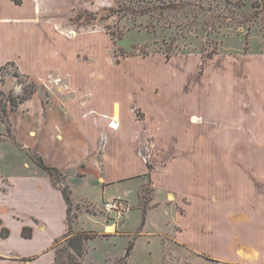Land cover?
<instances>
[{
    "label": "rangeland",
    "instance_id": "obj_1",
    "mask_svg": "<svg viewBox=\"0 0 264 264\" xmlns=\"http://www.w3.org/2000/svg\"><path fill=\"white\" fill-rule=\"evenodd\" d=\"M10 1L17 8L0 0V17L40 13L9 22L22 28L0 25V202L11 199L6 175L49 178L38 156L68 176L56 187L72 189V218L51 246L53 264H253L244 258V181L258 183L264 169V0ZM115 104L113 149L132 143L138 156L124 158L136 175L108 190L98 176L113 174L78 121L95 131ZM128 184L127 218L113 234L102 202ZM3 211L0 237L9 238ZM75 235L86 238L82 256L67 244Z\"/></svg>",
    "mask_w": 264,
    "mask_h": 264
},
{
    "label": "crops",
    "instance_id": "obj_2",
    "mask_svg": "<svg viewBox=\"0 0 264 264\" xmlns=\"http://www.w3.org/2000/svg\"><path fill=\"white\" fill-rule=\"evenodd\" d=\"M9 4L10 6L17 8L16 5L12 4L10 0ZM24 10L28 11V14H26L25 17H0V25H13V27L17 26V28H22L23 26L20 24H10L9 22L12 18H17L14 21L22 23V18H29L34 16L35 14L39 15L40 13V11L34 9V6L33 10ZM118 107L119 105L117 104L113 106V119L108 116L102 115L106 119L109 118L110 121H108L107 123L97 121L95 131H89L86 129V127L88 126L86 122L88 121L84 120L82 115H80L81 120L79 119L78 121L82 125V132L84 133V136L89 137L86 138V140H88L92 148L94 159L98 160L101 166L105 168L108 175L113 174L112 180H106L105 176L102 174L98 176V183L108 190L113 186L117 187L118 189L121 188V186L119 185L126 183L128 181L126 180L128 179L127 177L136 175V172H131V170L133 169L131 159H124L125 156L129 153L133 158L138 156L136 152L133 151L134 145L132 143H129L128 149L127 145H125L126 149L124 148L123 153L120 152L119 154L117 147L113 149L115 142L113 139H111V136L116 134L117 131L120 130L122 125L119 122L120 118ZM71 113L74 114V112L72 111ZM93 114H97V112L95 111L93 112ZM111 123L118 124L119 129H111L109 127ZM193 123L197 124L198 122L194 121ZM90 124L91 123H89V125ZM105 129L109 130L106 133H102V131H104ZM33 134H35V132ZM104 141H106L105 144L109 146L108 152H106L107 154L105 153L104 155H99L97 153H99L103 148L102 144H104ZM120 145L121 144H119L118 146ZM110 152L112 154L109 155ZM114 153L115 155H113ZM114 160L117 161V164L119 163L120 165L108 167V163ZM123 161H126L124 169H122L121 167L123 165ZM142 164L144 165L143 162ZM84 166H86V164L82 163V167ZM56 169L59 171V175H57L56 178L64 177L65 179L66 177V180L68 181V176L60 169ZM81 170L83 169L80 168L79 171ZM78 176L84 177L86 176V173H84L83 176ZM6 177L9 181L6 197L11 199L6 202V205H3L0 202V204L4 206L3 212L6 213L5 217L2 216V214L1 217L6 219L7 222L9 221L8 224L7 222H5V226L9 227L12 233L7 239H3L2 237H0V264H53L55 259L54 253L50 250L51 246L58 238L66 233L70 226L68 220V204L63 196L62 191L59 188L55 187L54 184H52V178L50 177V175L49 178L36 179V177L27 175L24 172L20 174L19 177L10 175H6ZM258 178L259 180L256 184H254L253 180L244 181V258H251L246 260L253 264H261V259L264 258V211L262 209V207H264V201L261 200L264 199V169L261 170V173L258 174ZM252 184L255 186L253 192L251 190ZM105 185L107 186L105 187ZM132 186V184L122 186L124 188V190H121L124 191L123 194H116L111 198L105 196V200H103L102 202L103 209L106 203L111 201H119L124 209L123 218L125 221V219L127 218L126 211L129 208L127 209V206L125 205L126 203L125 201H123V199L126 198L131 200L129 191L126 190V187ZM254 195L257 197V199L261 198L258 200L262 201L259 204L257 203L256 206L253 204V202L251 205V201L247 199V197H253ZM73 203L74 202L72 201V204ZM18 206L20 207V210L18 209ZM26 206H29L31 208H26ZM74 206L77 207L75 204ZM9 212L13 215H16L17 217L26 219L25 222L21 223L17 222L14 219H10L12 215L9 214ZM105 213L107 214V218L108 216L111 217V225L106 224V220L105 225L102 226H105L106 230L108 226H110L109 228H111V226H114V234L120 227L118 223L121 219L117 220L116 216L112 213H107L106 211ZM131 219L132 217H130V219L128 220L130 221ZM12 220L18 223V227L15 231L11 228ZM99 223L101 224L102 220L99 221ZM25 227H30L34 230L32 238H25L23 236V230ZM122 228H129V226L127 224H123Z\"/></svg>",
    "mask_w": 264,
    "mask_h": 264
},
{
    "label": "trees",
    "instance_id": "obj_3",
    "mask_svg": "<svg viewBox=\"0 0 264 264\" xmlns=\"http://www.w3.org/2000/svg\"><path fill=\"white\" fill-rule=\"evenodd\" d=\"M15 3L17 5L21 4L20 1H15ZM27 90H25L26 92ZM33 93L32 92H26L25 93V96H24V99H29L30 96L32 95ZM11 99V103L13 106H18V101L16 98H14L13 96L10 98ZM0 113L2 114V116H6L7 117V109L5 106H3L1 103H0ZM5 118V117H4ZM35 163L41 168L43 169L44 171H46L50 177L55 180L56 179V182L54 183V186L56 187V185H59V182L61 181L60 180V177L56 178L57 175H59V171L56 169V168H52V167H49L47 166L43 159L38 157V158H35ZM63 178V177H62ZM68 186L65 188V189H60L63 193V196L68 204V220H69V223L71 222V218H72V198H71V195H70V191L67 189ZM26 229H24V236H26L27 238L28 237H31V235H27L25 233ZM8 233V232H7ZM2 237L4 238H7L8 237V234H3L2 233ZM88 239V238H87ZM86 241V238H83V236L81 235H75V236H72L68 239V246L74 250V252L78 255V256H82L83 254V249H84V242ZM77 264H80V263H77Z\"/></svg>",
    "mask_w": 264,
    "mask_h": 264
},
{
    "label": "built area",
    "instance_id": "obj_4",
    "mask_svg": "<svg viewBox=\"0 0 264 264\" xmlns=\"http://www.w3.org/2000/svg\"><path fill=\"white\" fill-rule=\"evenodd\" d=\"M104 210L107 213H112L115 214L116 213V219L120 220L123 218L124 216V209L122 207V204L119 201H111L108 202L104 205Z\"/></svg>",
    "mask_w": 264,
    "mask_h": 264
},
{
    "label": "bare ground",
    "instance_id": "obj_5",
    "mask_svg": "<svg viewBox=\"0 0 264 264\" xmlns=\"http://www.w3.org/2000/svg\"><path fill=\"white\" fill-rule=\"evenodd\" d=\"M109 127H110L111 129H113V130H117V129H119V125H118V124H115V123H111V124L109 125Z\"/></svg>",
    "mask_w": 264,
    "mask_h": 264
}]
</instances>
